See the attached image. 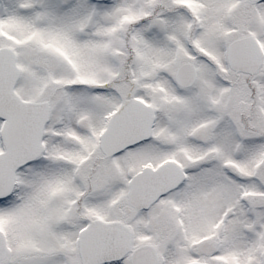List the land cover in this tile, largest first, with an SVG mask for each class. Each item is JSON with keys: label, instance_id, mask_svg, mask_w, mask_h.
Returning <instances> with one entry per match:
<instances>
[{"label": "snow or ice", "instance_id": "obj_1", "mask_svg": "<svg viewBox=\"0 0 264 264\" xmlns=\"http://www.w3.org/2000/svg\"><path fill=\"white\" fill-rule=\"evenodd\" d=\"M0 264H264V0H0Z\"/></svg>", "mask_w": 264, "mask_h": 264}]
</instances>
